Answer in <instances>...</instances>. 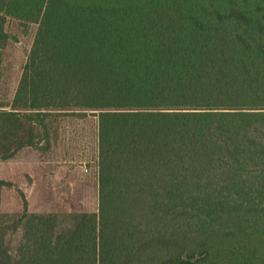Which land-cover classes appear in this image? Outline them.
<instances>
[{
  "label": "trees",
  "instance_id": "16d2710c",
  "mask_svg": "<svg viewBox=\"0 0 264 264\" xmlns=\"http://www.w3.org/2000/svg\"><path fill=\"white\" fill-rule=\"evenodd\" d=\"M6 19L37 29L0 160L90 113L98 207L57 233L23 204L0 264H264V0H0V76Z\"/></svg>",
  "mask_w": 264,
  "mask_h": 264
},
{
  "label": "rangeland",
  "instance_id": "374dc122",
  "mask_svg": "<svg viewBox=\"0 0 264 264\" xmlns=\"http://www.w3.org/2000/svg\"><path fill=\"white\" fill-rule=\"evenodd\" d=\"M36 25L6 19L9 40L2 50L0 106H9L31 49ZM35 130L37 147H25L0 160V178L11 184L0 193V228L11 252L21 240V226L11 231L23 204L28 214L54 216L57 233H68L82 213H96L97 119L64 112L44 119Z\"/></svg>",
  "mask_w": 264,
  "mask_h": 264
}]
</instances>
